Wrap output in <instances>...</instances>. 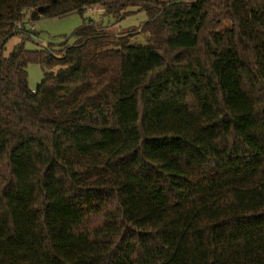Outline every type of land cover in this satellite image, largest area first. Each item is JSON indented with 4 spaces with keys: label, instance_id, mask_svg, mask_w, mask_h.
Returning a JSON list of instances; mask_svg holds the SVG:
<instances>
[{
    "label": "trees",
    "instance_id": "obj_1",
    "mask_svg": "<svg viewBox=\"0 0 264 264\" xmlns=\"http://www.w3.org/2000/svg\"><path fill=\"white\" fill-rule=\"evenodd\" d=\"M0 264H264V0H0Z\"/></svg>",
    "mask_w": 264,
    "mask_h": 264
},
{
    "label": "rangeland",
    "instance_id": "obj_2",
    "mask_svg": "<svg viewBox=\"0 0 264 264\" xmlns=\"http://www.w3.org/2000/svg\"><path fill=\"white\" fill-rule=\"evenodd\" d=\"M159 1L172 2L175 0ZM90 20L101 26V29L109 35L117 37L122 33L135 31L132 42L141 44L145 42L144 36L140 34V27L147 22L146 15L143 12L135 13L121 21H116L112 17H104V10L102 8L91 7L84 11L82 15L74 13L61 18L40 20L31 26H27V29L34 31L38 35V41L32 40L26 42L25 49L34 51L40 48H46L49 44L58 45L66 38H69L68 43L71 44L73 40L70 37L73 33L81 27L83 22ZM18 43V37L12 38L6 46L5 54L7 55ZM27 74L28 87L33 90L43 77V69L38 65H30L27 68Z\"/></svg>",
    "mask_w": 264,
    "mask_h": 264
},
{
    "label": "water",
    "instance_id": "obj_3",
    "mask_svg": "<svg viewBox=\"0 0 264 264\" xmlns=\"http://www.w3.org/2000/svg\"><path fill=\"white\" fill-rule=\"evenodd\" d=\"M41 11V9L39 10V12ZM33 40H35V41H38L36 38H33Z\"/></svg>",
    "mask_w": 264,
    "mask_h": 264
}]
</instances>
